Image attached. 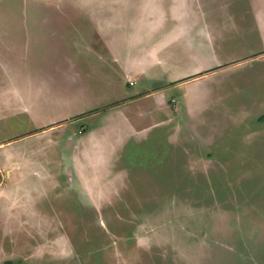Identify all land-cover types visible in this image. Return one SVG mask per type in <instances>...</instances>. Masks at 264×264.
Returning a JSON list of instances; mask_svg holds the SVG:
<instances>
[{
	"label": "rangeland",
	"instance_id": "1",
	"mask_svg": "<svg viewBox=\"0 0 264 264\" xmlns=\"http://www.w3.org/2000/svg\"><path fill=\"white\" fill-rule=\"evenodd\" d=\"M119 1L0 0V17L15 18L5 24L15 27L7 38H18L19 104L33 103L31 112L0 114V141L11 140L14 153L35 146L55 152L59 139L58 151L67 145L71 153L63 131L24 137L65 112L60 103L24 95L26 74L55 76L52 59L63 50L57 33L42 26L28 31L24 17L53 18L80 64L91 66L97 61L83 47L94 37L90 16L98 7L112 12ZM129 2L139 4L154 31L179 14H203L208 48L194 55L177 41L175 53L153 54L165 61L162 83L180 85L168 92L169 113L153 109L154 98L138 101L147 133L124 144L117 165L95 169V196L80 182L66 181L63 169L61 188L28 208L33 198L17 192L18 181L8 177L22 167L0 165V181L9 187L7 194L0 191V264H264V0ZM46 22L41 25L50 27ZM3 46L12 47L7 39ZM83 122L73 120L67 136ZM1 158L7 162L2 152ZM52 169L60 171L58 164Z\"/></svg>",
	"mask_w": 264,
	"mask_h": 264
},
{
	"label": "crops",
	"instance_id": "2",
	"mask_svg": "<svg viewBox=\"0 0 264 264\" xmlns=\"http://www.w3.org/2000/svg\"><path fill=\"white\" fill-rule=\"evenodd\" d=\"M189 3L192 4V0H189ZM138 6L139 4H131L129 0H120L114 2L112 12H106L98 7L95 16H90L95 23V26L93 25L94 37L83 41V47L87 56L90 54V57H95L97 61L94 63L91 59V66L80 64L76 55L62 41L53 18L24 17V21L28 23L24 26L25 29L31 31V29H37L38 26L50 29L58 34L54 39L55 42L63 46L59 57L52 59V64L58 72L55 76H50L48 72L41 75L27 73L24 78L25 74L21 73L24 78L22 81L26 86L23 91L24 95L43 96L44 99L60 103L65 109L63 114L53 119L56 124L39 125L42 126L36 128L39 130H34L24 137L29 138L30 135L47 137L52 131L56 130L61 134L63 131V136L67 138L65 141L71 148L69 155L65 151L67 145L64 151H58V148H63L59 139L58 143H55L58 147L55 152L52 149L48 151L50 147L35 146L25 153L18 154L14 153L11 144H8L11 140L0 141V152L7 160L4 163V158H1L0 165L22 167L16 173L10 171L8 177L11 176V181H18L17 192L21 191L25 193V197L33 198L32 202L27 203L28 208H37L41 204L40 199L50 197L54 193L52 190L57 187L61 188L62 178L59 175L63 169L67 176L66 181L80 182L79 187L83 191H89L95 196V169L98 171L99 166L117 165L124 144L132 138L138 140L141 134L147 133L144 127V116H142V113L143 115L146 113L142 105L138 107V101L154 98L155 107L153 109L162 110L163 113L165 110V114L169 113L167 112L168 92L171 87L177 88L176 86L180 85L178 83L165 86L162 83L165 61L162 63L159 61L161 57L153 54L161 53L163 49L164 53L169 51L175 53L174 45L177 41L178 44L182 42L185 47H190V50L195 52L194 55L208 48L203 42L211 36L206 29L208 21L204 19L203 14L191 12L184 18L179 14L176 19L168 18L164 21L162 30L154 31V28L150 27L152 20H146L141 10L137 8ZM129 9L135 15H128ZM14 21V16L0 17L1 115H5V111L11 108L18 111L23 108L31 112L33 105L32 102L27 101L26 106V100L21 103L22 106L19 104L21 102L19 87L15 85V80L19 82L17 77L21 72L17 65L18 38H7L8 30L15 27L12 24H5L14 23ZM45 21L51 26L41 25ZM46 23L43 24L46 25ZM193 29L196 33L190 34ZM6 39L11 43V48L3 46ZM197 39L200 45L196 44ZM193 48H198V50ZM3 49L6 52H3ZM176 61L175 66L179 67V60ZM140 81H144L147 86L134 90L133 87ZM158 81L160 83H156ZM114 85L118 87V92L110 89ZM95 103L103 104L95 107ZM32 119L35 121L34 114ZM73 120H84V122L78 128L77 133L67 136L68 127ZM34 126L36 127V124ZM49 140L55 142L52 138ZM8 151L13 153L9 155ZM57 164L60 171L55 173L52 167ZM68 166H70L69 169ZM52 176H54L53 179ZM31 178L34 181L30 180ZM8 189L9 187L7 188L3 181H0V191L7 194ZM35 198L38 199L36 202H34Z\"/></svg>",
	"mask_w": 264,
	"mask_h": 264
}]
</instances>
